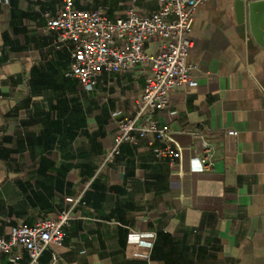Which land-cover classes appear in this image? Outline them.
I'll return each mask as SVG.
<instances>
[{
	"label": "crops",
	"instance_id": "1",
	"mask_svg": "<svg viewBox=\"0 0 264 264\" xmlns=\"http://www.w3.org/2000/svg\"><path fill=\"white\" fill-rule=\"evenodd\" d=\"M236 2L197 6L188 58L195 83L155 113L182 159L158 158L164 143L149 136L123 143L104 164L147 73L104 72L87 91L66 76L71 46L48 28L45 13L57 16L63 2L0 1V234L73 213L63 244L49 245L38 263L19 250L17 263L0 251V264H264V48L238 20ZM161 4L75 0L111 19ZM204 125L215 148L208 171L193 135Z\"/></svg>",
	"mask_w": 264,
	"mask_h": 264
},
{
	"label": "built area",
	"instance_id": "2",
	"mask_svg": "<svg viewBox=\"0 0 264 264\" xmlns=\"http://www.w3.org/2000/svg\"><path fill=\"white\" fill-rule=\"evenodd\" d=\"M61 1L63 9L57 16L52 17L48 12L45 16L49 19L48 28L60 32L59 44L71 46L67 77L79 80L85 90L93 91L104 72L130 71L141 66V71L147 73L135 112L117 121L114 146L103 163L115 159L123 143H134L149 136L164 143L154 149L158 158L169 159L171 163L180 161L183 148L173 140L170 127L161 123L155 113L169 105L175 89L194 85L188 62L193 45L190 19L198 5L213 0H162L160 9L151 14L143 15L130 7L124 16L115 19L102 11L76 9L75 0ZM148 44L153 46L151 51L147 49ZM208 132L209 128L204 125L203 130L193 134L202 144L204 171L215 165V148ZM228 133L238 134L235 130ZM67 200L76 206L81 197ZM72 218L71 210H64L58 219L47 218L33 226H15L8 234H0V251L17 263L22 258L19 250H25L31 262L38 263L49 245L63 244L65 228L71 225Z\"/></svg>",
	"mask_w": 264,
	"mask_h": 264
},
{
	"label": "water",
	"instance_id": "3",
	"mask_svg": "<svg viewBox=\"0 0 264 264\" xmlns=\"http://www.w3.org/2000/svg\"><path fill=\"white\" fill-rule=\"evenodd\" d=\"M236 11L238 20L248 21L251 35L264 48V0H237Z\"/></svg>",
	"mask_w": 264,
	"mask_h": 264
}]
</instances>
